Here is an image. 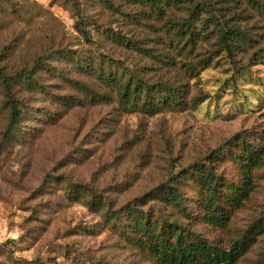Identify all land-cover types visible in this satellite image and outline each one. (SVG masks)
Masks as SVG:
<instances>
[{
    "label": "rangeland",
    "instance_id": "1",
    "mask_svg": "<svg viewBox=\"0 0 264 264\" xmlns=\"http://www.w3.org/2000/svg\"><path fill=\"white\" fill-rule=\"evenodd\" d=\"M221 1L207 2L197 26L237 22L253 46L233 57L218 53L212 26L193 48L177 36L168 21L186 10L161 18L141 0H0V72L13 85L7 97L0 79V264H157L131 241L130 209L149 193L156 230L175 222L226 248L264 217V17ZM24 71L38 85L21 83ZM128 81L145 85L131 104ZM248 146L262 158L254 192L220 226L188 173L208 168L226 193L242 181ZM172 184L187 216L157 195ZM262 228L237 264H264Z\"/></svg>",
    "mask_w": 264,
    "mask_h": 264
},
{
    "label": "trees",
    "instance_id": "2",
    "mask_svg": "<svg viewBox=\"0 0 264 264\" xmlns=\"http://www.w3.org/2000/svg\"><path fill=\"white\" fill-rule=\"evenodd\" d=\"M212 0H205L203 3H197L195 0H141L145 5L151 7V11L155 12L161 18L166 16V9L174 8L179 12L186 10L188 17L179 22L177 20H169L168 24L172 30H175L177 36L182 39H186V42L193 48L199 39L202 38L200 33L201 29L210 28L211 32L215 31L216 45L220 47L218 53L225 52L228 56L233 57V53L237 47L247 46L252 47L253 41L250 36L245 34L239 27L237 22H233L232 25H228L226 22L220 25L218 23H207L204 26L198 27L197 23L204 20L202 15H208L209 8L212 4ZM216 1V0H214ZM223 6H249L251 9L258 12L264 17V2L258 0H222ZM187 4H191L188 6ZM208 5V6H207ZM206 7V8H203ZM243 11L236 16H233L237 21L242 18ZM212 24V25H211ZM205 39H208V37ZM212 58L200 59L197 63L189 66L190 71H196L197 66H201L205 69ZM40 61H38L39 63ZM25 77L19 75L18 80L25 83L27 86L38 85V82L34 80V75L27 71H24ZM0 79L3 82L6 96L12 95V84L8 78L0 72ZM16 82L15 84H20ZM145 89V85L139 81H128L125 86L122 87V100L126 104H131L132 100L137 101V95ZM155 107V106H153ZM7 108L9 109L11 124L18 123L21 112L16 103L9 102ZM154 109V108H153ZM245 162L240 164V173L242 181L238 184L231 183L226 186V193H222L220 188L222 182L211 170L202 166L197 169L196 173H188V175H196L197 181L202 194L204 195L203 204L206 210L210 211L206 215V219L212 222H216L220 226H224L230 217V213L236 209L241 208L254 192L253 183V169L259 167L262 164L261 153L248 146L246 150ZM190 176V177H191ZM167 187L161 194L158 192L159 197L165 206H171L179 211L180 214L187 216V207L184 205L183 198L180 191L174 184L165 185L159 187L160 191ZM162 188V189H161ZM157 189V190H158ZM154 194V193H153ZM152 193L146 194L140 198L138 208H131L130 214L132 217L131 227L136 233L137 237L133 238L132 244L134 246H142L150 252V256L157 264H237L238 261L250 252L253 244L256 241L260 231H263L264 217L256 223L253 227L241 234L235 239L231 246L228 248L220 246L217 243H212L198 237H190L182 230L177 223L167 222L162 225L160 230L154 228L153 222L150 220V216L143 210L145 204L153 197ZM206 194V196H205ZM80 195L77 191L75 196ZM152 195V196H151ZM150 197V199H149ZM89 207L92 210L97 211L98 208H103L101 200L88 202ZM133 205H129L132 207ZM119 219V216L116 217Z\"/></svg>",
    "mask_w": 264,
    "mask_h": 264
}]
</instances>
